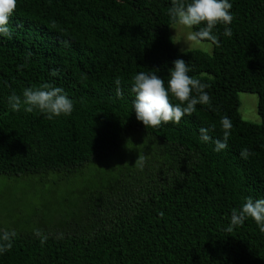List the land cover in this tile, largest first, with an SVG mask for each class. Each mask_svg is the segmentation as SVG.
<instances>
[{"label":"trees","instance_id":"1","mask_svg":"<svg viewBox=\"0 0 264 264\" xmlns=\"http://www.w3.org/2000/svg\"><path fill=\"white\" fill-rule=\"evenodd\" d=\"M230 2L232 35L218 24L208 54L175 46L173 0H17L11 38L0 37V176L81 173L132 143L140 150L67 225L11 231L0 264H264L256 222L224 231L245 198H264V0ZM176 59L208 85L210 106L145 127L132 111L133 77L155 70L166 84ZM44 83L64 89L70 115L9 109L13 92ZM240 92L258 95L260 124L241 119ZM225 115L232 128L217 152Z\"/></svg>","mask_w":264,"mask_h":264},{"label":"clouds","instance_id":"2","mask_svg":"<svg viewBox=\"0 0 264 264\" xmlns=\"http://www.w3.org/2000/svg\"><path fill=\"white\" fill-rule=\"evenodd\" d=\"M17 0H0V37L11 38L9 19L16 9ZM230 0H173L168 15L174 23L189 29L187 40L200 45L208 42V46L218 44V36L213 29L218 24L225 25L223 35L231 37L232 31L228 27L233 20L230 11ZM202 25V26H201ZM194 26L198 30L192 31ZM192 69L183 59H176L168 69L167 82L155 70L138 72L134 75L131 90L135 94L132 101V111L137 121L145 127H159L162 123H179L185 115L196 111V105H209L210 96L205 91L208 87L198 78L188 75ZM117 85L119 81H116ZM119 94V93H118ZM170 96L179 103H171ZM7 105L12 112L22 107L27 112L39 110L49 119L61 115H70L73 111V101L63 88L49 83L33 88L26 87L21 95L13 92L7 97ZM219 124L223 131V139L215 141L214 151L220 152L227 147L229 130L232 128L228 116H222ZM208 129H200V138L204 142L210 140ZM240 155L246 158L249 155L247 148L241 149ZM247 218L256 222L259 231L264 233V198H245L244 203L230 214V222L224 228L232 232L235 227L242 225ZM15 233L0 232V254L11 248V239ZM46 238L41 239V243Z\"/></svg>","mask_w":264,"mask_h":264},{"label":"rangeland","instance_id":"3","mask_svg":"<svg viewBox=\"0 0 264 264\" xmlns=\"http://www.w3.org/2000/svg\"><path fill=\"white\" fill-rule=\"evenodd\" d=\"M193 31V30H192ZM189 29L177 23L170 27V35L179 51L198 50L212 54L208 42L200 45L187 40ZM239 115L243 121L260 124L258 95L240 92ZM130 149L108 160L96 162L81 173L37 174L7 178L0 176V228L8 232L39 234L59 224L67 225L97 196V189L119 174L122 164L132 159ZM136 154V153H135Z\"/></svg>","mask_w":264,"mask_h":264}]
</instances>
